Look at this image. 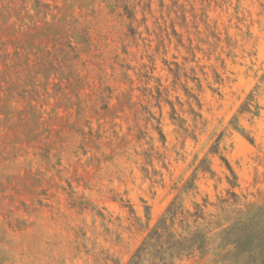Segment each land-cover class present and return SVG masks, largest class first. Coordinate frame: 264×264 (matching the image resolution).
<instances>
[{
	"label": "rangeland",
	"instance_id": "obj_1",
	"mask_svg": "<svg viewBox=\"0 0 264 264\" xmlns=\"http://www.w3.org/2000/svg\"><path fill=\"white\" fill-rule=\"evenodd\" d=\"M169 205L264 264V0H0V264H127Z\"/></svg>",
	"mask_w": 264,
	"mask_h": 264
},
{
	"label": "trees",
	"instance_id": "obj_2",
	"mask_svg": "<svg viewBox=\"0 0 264 264\" xmlns=\"http://www.w3.org/2000/svg\"><path fill=\"white\" fill-rule=\"evenodd\" d=\"M197 212L182 205H169L131 255L127 264H171L194 251H205V235L200 232Z\"/></svg>",
	"mask_w": 264,
	"mask_h": 264
}]
</instances>
